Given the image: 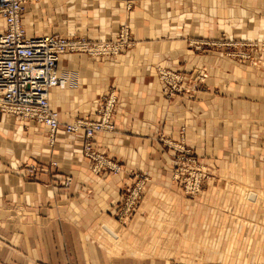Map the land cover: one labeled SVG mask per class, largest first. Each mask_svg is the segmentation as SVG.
Here are the masks:
<instances>
[{"label":"crops","instance_id":"obj_1","mask_svg":"<svg viewBox=\"0 0 264 264\" xmlns=\"http://www.w3.org/2000/svg\"><path fill=\"white\" fill-rule=\"evenodd\" d=\"M124 24L135 44L121 55L60 58L54 140L45 125L0 113V264H264V51L256 70L188 45L220 31L263 44L264 0H29L22 15L29 37L115 41ZM159 68H205L206 90L166 99ZM110 90L119 97L115 132L98 134L94 148L124 172L95 175L84 134L66 124L97 120L96 103ZM162 138L183 141L214 171L199 197L173 180L175 153ZM26 165L39 166L34 177ZM131 172L150 181L121 223Z\"/></svg>","mask_w":264,"mask_h":264},{"label":"built area","instance_id":"obj_2","mask_svg":"<svg viewBox=\"0 0 264 264\" xmlns=\"http://www.w3.org/2000/svg\"><path fill=\"white\" fill-rule=\"evenodd\" d=\"M29 0H0V17L5 27L0 30V113L34 120L50 130L54 140L61 122L59 113L50 107V93L63 86V79L58 71L60 58L71 52L84 53L93 58L117 57L133 45L131 29L122 25L115 41L97 42L83 36L64 37L60 35H42L29 37L22 25L25 4ZM234 50L228 55L237 60L253 65L259 64L260 51L258 42L227 43ZM264 46V43L262 44ZM260 48V49H259ZM203 71L195 80H203ZM159 81L166 99L188 93V82L183 73L168 68H159ZM118 106L116 91L110 90L96 103L97 120L78 118L66 124L67 133H83V157L90 161L93 174L108 172L120 175L124 168L119 161L94 148L98 134L115 132L114 113ZM174 173L173 180L181 183L182 193L188 197H199L204 191L207 180L211 178L208 167L200 162L184 142L173 143ZM56 166V163H52ZM39 166L29 165L26 174L34 177ZM149 177L143 173H133L132 180L122 193V203L116 212V219L123 223L136 213ZM70 178L65 180L69 186Z\"/></svg>","mask_w":264,"mask_h":264},{"label":"rangeland","instance_id":"obj_3","mask_svg":"<svg viewBox=\"0 0 264 264\" xmlns=\"http://www.w3.org/2000/svg\"><path fill=\"white\" fill-rule=\"evenodd\" d=\"M124 25H126V24H124ZM129 26V25H128ZM130 27V26H129ZM121 28V27H120ZM79 36H83V37H86V38H88L87 36H85V34H81V35H79ZM217 38H219V39H216V40H200V39H189L188 40V45L192 48V50H194V52H193V54L194 53H196V54H199V53H201L203 50H208V49H212V48H216V49H219V50H222V51H224V53H225V55L228 57V58H230V59H232V60H234L235 62H237V63H241V64H247V65H250L251 67H253L254 69H256V70H258V69H260V68H262V66H263V63H262V61L259 63V64H257V65H253L252 63H245V62H242V61H239V60H237V59H239V58H232V56H230V55H228V53H231L233 50H234V48L233 47H228L226 44L227 43H238V42H242V41H228L227 39H226V37H225V34H224V32H219L218 33V37ZM253 39V38H252ZM252 41H254V42H258V41H256V40H250V41H246V42H252ZM259 43V42H258ZM134 44H135V42H134V40H133V45H132V47L130 48V49H132L133 47H134ZM259 45H260V51L256 54V57L257 58H259V57H261L262 56V53H263V51H264V46H262V44L261 43H259ZM130 49H128V50H130ZM127 50V51H128ZM126 51V50H125ZM121 55V54H120ZM169 69V68H168ZM170 70H173V71H178V70H175L174 68H170ZM201 71H203L204 73H203V75H205V78H204V81L203 80H195V77H197V76H199L200 74H201ZM178 72H180V71H178ZM181 73H183V72H181ZM183 75L185 76V78H186V80H187V82H188V85H187V89H192V91H194V90H201V91H205L206 90V87H205V85H204V83H205V80L207 79V70L205 69V68H201V69H199V68H192L189 72H188V74H185V73H183ZM156 77H157V79H158V81H159V78H158V75L156 74ZM159 83H160V81H159ZM115 91V90H114ZM107 93V92H106ZM105 93V94H106ZM117 93V92H116ZM117 96H118V93H117ZM175 97H177V95L176 96H174V97H172V98H175ZM119 98V97H118ZM170 100V99H169ZM162 144L164 145V147L167 149V150H170V151H173L174 152V150H172L171 149V146L172 145H174L173 143H176V142H179L178 140H173V139H167V138H162ZM192 152V151H191ZM196 157V156H195ZM197 158V157H196ZM198 159V158H197ZM199 160V159H198ZM200 161V160H199ZM201 162V161H200ZM202 163L203 164H205L207 167H208V164H206L205 162H203L202 161ZM29 165H26L25 167H24V171L27 169V167H28ZM208 171H209V173H210V175H211V178L209 179V180H207L206 181V183H205V186H204V190H205V188H206V185H207V182L209 181H211L213 178H214V171H211L209 168H208ZM134 172H131L130 173V178L132 179V174H133ZM144 174V173H143ZM32 178V177H31ZM129 182H131V180L129 179ZM125 188V187H124ZM124 188H123V190H124ZM204 192V191H203ZM203 192H202V194H203ZM250 196V195H249Z\"/></svg>","mask_w":264,"mask_h":264},{"label":"water","instance_id":"obj_4","mask_svg":"<svg viewBox=\"0 0 264 264\" xmlns=\"http://www.w3.org/2000/svg\"><path fill=\"white\" fill-rule=\"evenodd\" d=\"M249 197H250V199H252V200L256 198L255 194H250Z\"/></svg>","mask_w":264,"mask_h":264}]
</instances>
